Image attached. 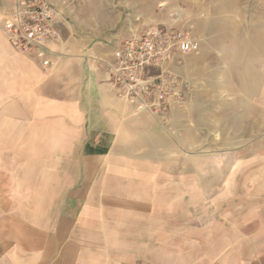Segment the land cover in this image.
Instances as JSON below:
<instances>
[{"label": "crops", "instance_id": "1", "mask_svg": "<svg viewBox=\"0 0 264 264\" xmlns=\"http://www.w3.org/2000/svg\"><path fill=\"white\" fill-rule=\"evenodd\" d=\"M14 1L0 0V264H264V184L200 229L198 202L187 214L158 181L145 144L160 126L110 82L104 0L66 12L47 67L3 34Z\"/></svg>", "mask_w": 264, "mask_h": 264}, {"label": "rangeland", "instance_id": "2", "mask_svg": "<svg viewBox=\"0 0 264 264\" xmlns=\"http://www.w3.org/2000/svg\"><path fill=\"white\" fill-rule=\"evenodd\" d=\"M104 4L118 45L150 27L192 41L191 52L172 49L161 65L179 80L160 100L166 110L159 114L134 105L160 126L159 139L145 144L151 155H160L152 160L161 172L158 181L168 184L187 214L198 202L200 229L208 221H222L224 200L264 184V0ZM149 75L154 78L160 70Z\"/></svg>", "mask_w": 264, "mask_h": 264}, {"label": "built area", "instance_id": "3", "mask_svg": "<svg viewBox=\"0 0 264 264\" xmlns=\"http://www.w3.org/2000/svg\"><path fill=\"white\" fill-rule=\"evenodd\" d=\"M79 3L80 0H15L2 20V32L17 52L47 67V57L53 53L49 44L59 38L57 26L66 18V12ZM193 48L192 41L183 34H169L157 27L125 40L112 53L115 65L108 66L116 95L136 103L138 110L163 113L166 107L160 100L168 94V86L174 87L179 80L164 72L161 65L170 60L172 49L185 54ZM153 68L160 70L154 78L149 75Z\"/></svg>", "mask_w": 264, "mask_h": 264}]
</instances>
